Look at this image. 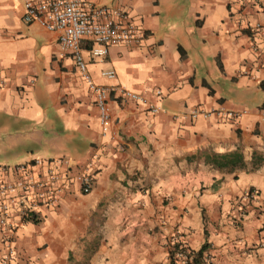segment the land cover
<instances>
[{"label":"crops","instance_id":"1","mask_svg":"<svg viewBox=\"0 0 264 264\" xmlns=\"http://www.w3.org/2000/svg\"><path fill=\"white\" fill-rule=\"evenodd\" d=\"M86 1L125 11L142 31L137 45H109L102 59L82 38L92 81L147 104L111 93L102 135L94 96L57 33L24 23L21 0H0V167L26 164L42 177L63 158L57 173L90 161L92 176L87 193L71 181L53 205L31 211L35 223L13 206L0 257L9 236V264H166L164 240L177 232L193 251L206 244L201 264H264V0ZM192 109L243 112L190 118ZM234 150L241 168L204 162Z\"/></svg>","mask_w":264,"mask_h":264},{"label":"built area","instance_id":"2","mask_svg":"<svg viewBox=\"0 0 264 264\" xmlns=\"http://www.w3.org/2000/svg\"><path fill=\"white\" fill-rule=\"evenodd\" d=\"M24 23H37L47 31L57 33V41L60 49L69 53L77 72L85 81L88 89L94 96V104L97 110V121L100 133L104 135L109 130L110 114L107 105L111 93L127 100L147 104L146 99L120 85L102 86L95 84L86 68V62L81 53L80 40L88 38L91 46L89 55L94 59H102L109 45L133 44L137 45L142 38L141 29L135 25L128 13L104 5L90 4L86 0H21ZM101 76L114 77L112 70L100 72ZM159 91H156L158 94ZM151 112H156V105H147ZM243 111L232 110H203L192 109L188 116L208 117L211 114L222 118H237ZM45 176L35 177L29 172V166L18 164L11 169L0 167V172H8L16 175L12 181L0 180V229L7 231L12 229V207L17 206L18 214L27 216L31 211L40 206H50L55 203V196L60 193L71 181H76L81 193L90 190L92 179L89 172L90 161L83 172L69 175L68 172L57 173L54 165L67 166V160L55 158L50 160ZM49 162V163H50ZM42 160L33 159L30 165H41ZM246 197H251L252 192H245ZM11 238L6 239L5 252L0 257V264H9L13 256ZM258 246L264 247V226L260 229ZM166 251V264H195L194 251L189 249L178 237L177 232L167 236L164 240ZM210 256L206 251L202 253V262H208Z\"/></svg>","mask_w":264,"mask_h":264},{"label":"trees","instance_id":"3","mask_svg":"<svg viewBox=\"0 0 264 264\" xmlns=\"http://www.w3.org/2000/svg\"><path fill=\"white\" fill-rule=\"evenodd\" d=\"M203 158L204 162H207L218 169L231 170L233 168H241L244 166L241 154L235 150L227 153H211L204 155ZM24 220L31 221L33 223L38 221V219L32 212L25 216ZM205 249L206 244L204 243L196 251L193 252V261L195 264L202 263V253L203 251H205Z\"/></svg>","mask_w":264,"mask_h":264}]
</instances>
